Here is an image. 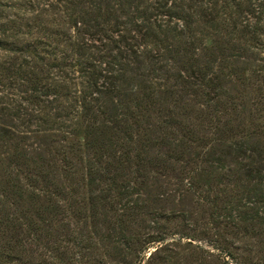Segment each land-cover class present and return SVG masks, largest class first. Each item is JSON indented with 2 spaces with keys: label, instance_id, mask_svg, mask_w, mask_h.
Instances as JSON below:
<instances>
[{
  "label": "trees",
  "instance_id": "obj_1",
  "mask_svg": "<svg viewBox=\"0 0 264 264\" xmlns=\"http://www.w3.org/2000/svg\"><path fill=\"white\" fill-rule=\"evenodd\" d=\"M200 226L264 250V0H0V264H178Z\"/></svg>",
  "mask_w": 264,
  "mask_h": 264
},
{
  "label": "rangeland",
  "instance_id": "obj_2",
  "mask_svg": "<svg viewBox=\"0 0 264 264\" xmlns=\"http://www.w3.org/2000/svg\"><path fill=\"white\" fill-rule=\"evenodd\" d=\"M194 201L198 202L199 200L194 199ZM201 206L205 207V204H202ZM188 208L192 210L193 215H195L196 218L191 219L193 220L191 221L192 225L196 220L200 224H203V220L206 221L202 218L206 217L207 212L201 218L202 210L199 205L192 201L191 203H188ZM202 230L203 227L200 226L198 229V238H195L192 241L191 239L182 240L181 245L183 246L179 247V249H176V261L178 264H243V262H247L243 257H248L250 252L251 256H253L252 264H264V260H260V258L264 256V250L260 248V239L249 238L242 235H239L238 237L227 235L228 239L232 238L234 241L233 245H228L229 250L234 254L233 258L230 256H221L217 248L213 247L214 241L211 239V235H208L207 237L204 235H199V231ZM188 241L191 242V245L188 244ZM247 242L254 245L251 251L249 250L250 246L247 244ZM152 250L154 249H151L148 254H150Z\"/></svg>",
  "mask_w": 264,
  "mask_h": 264
}]
</instances>
